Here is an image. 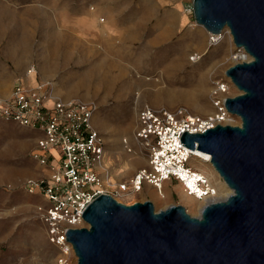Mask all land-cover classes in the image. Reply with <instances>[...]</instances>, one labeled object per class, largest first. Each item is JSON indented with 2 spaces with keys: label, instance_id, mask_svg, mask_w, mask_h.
<instances>
[{
  "label": "rangeland",
  "instance_id": "1",
  "mask_svg": "<svg viewBox=\"0 0 264 264\" xmlns=\"http://www.w3.org/2000/svg\"><path fill=\"white\" fill-rule=\"evenodd\" d=\"M174 5L172 0H0V93L6 95L33 66L40 78L50 81L57 96L94 102V125L105 142L104 173L118 181L131 178L147 165L145 149L133 139L139 107L149 103L205 115L212 109L211 81L229 79L225 70L236 62L228 28L216 43L209 44V32L187 12L192 0H179L177 13ZM55 35L68 42L57 52L71 54L64 62L52 64L46 57ZM194 53L199 58L191 61ZM139 55L148 60L138 59ZM107 57L126 68L121 80L133 75L151 84L128 93L119 84L111 91L76 84L75 75ZM201 72L205 82L200 89ZM145 87L151 90L143 92ZM238 93L231 87L230 95ZM195 98L205 110L193 105ZM38 137L34 129L0 118V264H57L56 248L48 242L36 212L42 199L24 187L26 178L42 172L32 156ZM124 137L130 139L133 152L124 149ZM138 157L139 164L119 172L123 159L132 162ZM188 165L205 166L196 158ZM175 185L165 182V198L160 201L153 199L155 189L150 185L117 200L125 204L150 200L155 210L179 204L190 215L199 216L186 203L193 201L181 198ZM71 264H76L75 259Z\"/></svg>",
  "mask_w": 264,
  "mask_h": 264
},
{
  "label": "water",
  "instance_id": "2",
  "mask_svg": "<svg viewBox=\"0 0 264 264\" xmlns=\"http://www.w3.org/2000/svg\"><path fill=\"white\" fill-rule=\"evenodd\" d=\"M197 24L228 28L249 61L225 70L239 93L225 100L240 125L182 132L180 142L210 154L232 193L206 203L199 216L183 205L155 210L150 200L125 204L103 193L70 228L77 264H264V0H192Z\"/></svg>",
  "mask_w": 264,
  "mask_h": 264
},
{
  "label": "built area",
  "instance_id": "3",
  "mask_svg": "<svg viewBox=\"0 0 264 264\" xmlns=\"http://www.w3.org/2000/svg\"><path fill=\"white\" fill-rule=\"evenodd\" d=\"M188 12L193 14L192 6ZM223 32L208 33L209 44L216 43ZM232 55L235 63L251 59L243 48L234 47ZM198 58L197 53L190 56L191 61ZM50 84L37 75L33 66L29 67L6 95L0 93V118L39 133L32 156L42 172L39 176L26 178L24 187L29 194L42 199L36 212L45 226L48 242L56 248L57 264H71L73 259L77 264L65 232L86 226L81 215L100 194L107 193L117 199L138 193L150 185L162 195L166 181L182 183L184 192L198 199L217 194V185L188 165L190 159L199 156L183 145L180 137L184 130L201 133L217 124H241L240 117L230 113L225 106L226 98L233 96L230 89L234 85L230 79L221 77L211 81L209 100L212 109L205 115L157 108L149 103L141 105L133 139L145 149L147 165L131 178L121 181L105 175L102 168L105 142L94 125L95 103L59 97ZM122 145L127 152L134 151L129 138L124 137ZM202 153L210 163V154ZM188 175L195 177L192 186L186 183Z\"/></svg>",
  "mask_w": 264,
  "mask_h": 264
},
{
  "label": "bare ground",
  "instance_id": "4",
  "mask_svg": "<svg viewBox=\"0 0 264 264\" xmlns=\"http://www.w3.org/2000/svg\"><path fill=\"white\" fill-rule=\"evenodd\" d=\"M222 36L223 35L221 34V37ZM67 44H68L67 39H61L59 38V35H55L52 38V45H51L52 48L48 50L46 59H48L49 62L52 64H57L59 61L64 62L65 60L70 58L71 53L67 50H63L61 54L57 52V49H62L63 46L66 47ZM138 59L144 60V61L148 60V58H146L144 55H139ZM181 59L182 58H180V60ZM175 64L176 65L180 64L179 60H176ZM125 73H126V68L124 66H122L117 61L113 60L112 58L107 57L105 60L92 65L87 71H84L78 75H75L74 77L76 80V84L84 86V87L92 88L94 90L103 89L105 91H111L115 85L119 84L121 89L127 93L135 87H142L144 85L151 84L150 81L146 82L145 80H143V78L139 76H133V75L129 76V79L124 78L121 80L120 78L123 77ZM204 82H205V72H201L199 74V88L200 89L204 87ZM149 90L151 89L148 87H145L143 89V92L148 93ZM192 103L199 110L206 109L204 104H202L200 100L196 98L193 99ZM193 152L199 156V158L197 157L196 159L199 162L205 164L204 167H201L198 169L199 171L198 173L204 174L210 181H212L215 185H217L218 192L217 194L213 196L211 195V196L203 197L202 199H198L193 196H188L184 192V185L182 183H177V185H175V189L178 190L181 198H183L184 196H187L193 201V202L185 201L188 207L197 209L198 213H200L202 207L206 203L211 202V201H216V200H224L226 199L228 195L232 193V190L226 186L225 182L222 179H220L219 174L215 171L211 163L207 162V157H205V155L200 150L193 149ZM129 158L131 159V157ZM140 162H141L140 157H138L135 161H132V162L128 161L127 159H123L121 162L119 172H122L125 169H128L132 166L134 167ZM102 168L105 171L107 168V165L104 164ZM194 182H195V177H192L191 175H188L186 177V183H188L190 186L194 185ZM152 197L154 200L160 201L165 198V194L163 193L161 195L155 190V192L152 193Z\"/></svg>",
  "mask_w": 264,
  "mask_h": 264
},
{
  "label": "crops",
  "instance_id": "5",
  "mask_svg": "<svg viewBox=\"0 0 264 264\" xmlns=\"http://www.w3.org/2000/svg\"><path fill=\"white\" fill-rule=\"evenodd\" d=\"M173 1V3L175 4L174 5V11L177 13L179 10V7H178V4H179V0H172ZM187 12H188V10H187ZM189 13V12H188Z\"/></svg>",
  "mask_w": 264,
  "mask_h": 264
}]
</instances>
